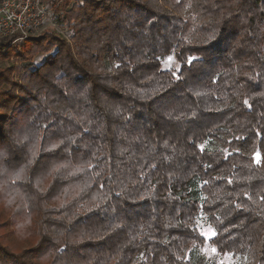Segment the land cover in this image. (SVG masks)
Segmentation results:
<instances>
[{
  "label": "trees",
  "instance_id": "trees-1",
  "mask_svg": "<svg viewBox=\"0 0 264 264\" xmlns=\"http://www.w3.org/2000/svg\"><path fill=\"white\" fill-rule=\"evenodd\" d=\"M57 1L0 39V264H264V0Z\"/></svg>",
  "mask_w": 264,
  "mask_h": 264
},
{
  "label": "built area",
  "instance_id": "built-area-1",
  "mask_svg": "<svg viewBox=\"0 0 264 264\" xmlns=\"http://www.w3.org/2000/svg\"><path fill=\"white\" fill-rule=\"evenodd\" d=\"M60 3L62 0L56 6ZM49 11L52 14L46 0H0V39L14 38L11 43L14 44L30 38V34L44 23L50 22L51 27H61L56 20L51 21L50 16L47 19Z\"/></svg>",
  "mask_w": 264,
  "mask_h": 264
},
{
  "label": "rangeland",
  "instance_id": "rangeland-1",
  "mask_svg": "<svg viewBox=\"0 0 264 264\" xmlns=\"http://www.w3.org/2000/svg\"><path fill=\"white\" fill-rule=\"evenodd\" d=\"M46 1L48 3V0H46ZM74 1H78V0H69V1L68 0H62L63 4L60 3L59 5L66 4V6H68V8H70V6L73 4ZM57 2H56V4H57ZM67 2H68V5H67ZM48 5L50 6V4H48ZM50 7H51L52 12H54V10H56V9H52L53 8L52 5ZM55 7H57V6H55ZM48 16H50L51 21L55 20L54 15L51 14L50 11H49V15H47V19H48ZM45 32H48L52 37H56V38L61 37L63 40H66L67 42H70L69 38L72 36V30L70 27L62 25L61 27L55 28V26L51 27V23L48 22L47 24L44 23L43 25H41V28L37 29L32 34H30L31 35L30 38H37L40 35L44 34ZM60 33H64V35L60 36ZM14 44L21 45L22 42H16ZM17 50H18V52H20V46L17 48ZM50 53L53 54L54 50L50 51ZM46 56H47V54H39V55L34 56L29 61L22 62V63L30 64V69H36L39 65H41L45 61ZM170 56L173 57V59L171 61H169L168 60L169 56L164 58L162 67L164 69L172 68V69L176 70L178 65L174 59V56L173 55H170ZM19 65H21V64H19L17 62L16 56H11L7 59L0 60V70H10V68H14V70L11 73V78L13 81H15L17 83H20L21 76H22V73H19V71L17 69ZM7 86H3L2 90H7V91L10 90V86L9 85H7ZM255 160H256V155H255ZM259 160H260V162L262 160V157L260 155H259ZM8 217H9V213L7 211H4V208H2V205L0 204V223H5V225L3 226V231H0V234H5V233L8 234L11 231V229L9 228V224H8L10 219ZM199 226H200V231L207 232L209 230V227L206 226V223L203 221L202 217L199 218ZM206 241H207V239H206ZM211 248L212 247L208 246V244H205L204 246L199 247L198 248L199 250L194 252V256L199 255L202 257L204 256L207 259H209V257H211L213 255L210 251ZM234 259H237V264H244L245 263V260H243L240 257L234 258Z\"/></svg>",
  "mask_w": 264,
  "mask_h": 264
},
{
  "label": "snow or ice",
  "instance_id": "snow-or-ice-1",
  "mask_svg": "<svg viewBox=\"0 0 264 264\" xmlns=\"http://www.w3.org/2000/svg\"><path fill=\"white\" fill-rule=\"evenodd\" d=\"M173 59V57L169 56L168 60L171 61ZM196 58L194 57H190L188 60V63L191 64L193 62V60H195ZM173 75H175V73H173ZM245 103H247V101H245ZM256 162L259 163V153L256 154ZM231 182V181H229ZM217 222L220 223V218L217 217L216 218ZM199 229V225H197V228L193 229V232L197 231ZM228 229L227 228H223L222 231L220 233L217 232V230L215 228H209V230L207 232L204 231H200V235L204 236L205 239L211 241L213 244H221L226 242L227 239H232L233 243H235V239L231 236V234L229 233V236L227 238H225L223 236L224 232H227ZM220 236L221 239L217 240L215 239L217 236ZM61 253L63 254L65 250L61 249L60 250ZM211 253L213 254L211 257H209V259L211 260H217L218 264H237V259H234L235 254L231 251L225 252L223 250V247L221 248H216V247H212L210 249ZM245 261H247V257L244 258Z\"/></svg>",
  "mask_w": 264,
  "mask_h": 264
}]
</instances>
